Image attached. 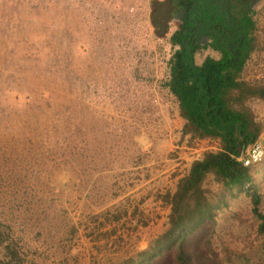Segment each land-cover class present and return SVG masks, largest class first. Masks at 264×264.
<instances>
[{
  "label": "rangeland",
  "instance_id": "374dc122",
  "mask_svg": "<svg viewBox=\"0 0 264 264\" xmlns=\"http://www.w3.org/2000/svg\"><path fill=\"white\" fill-rule=\"evenodd\" d=\"M153 4L0 0V264L121 263L167 229V198L218 150L137 77L170 36L152 25ZM249 10L256 45L240 77L264 86V0ZM205 55L217 58L199 50L195 62ZM245 105L264 150V100ZM249 168L264 214V156ZM202 186L225 205L186 237L187 264H264L249 196L212 174Z\"/></svg>",
  "mask_w": 264,
  "mask_h": 264
},
{
  "label": "trees",
  "instance_id": "16d2710c",
  "mask_svg": "<svg viewBox=\"0 0 264 264\" xmlns=\"http://www.w3.org/2000/svg\"><path fill=\"white\" fill-rule=\"evenodd\" d=\"M151 21L158 34L165 31V23L155 12H152ZM237 29L239 38L233 50L212 43L221 51V56H206L199 64L193 56L196 46L188 48L181 29L169 36L170 43L177 48L169 61L167 86L177 99L179 114L185 120V126L199 138L215 139L219 148L192 161L176 191L167 198L170 205L167 229L146 249L119 264H151L169 249H173L174 264H187L186 237L201 223L213 219L216 211L225 205L223 195L216 199L207 195L202 186L207 174H212L224 189H234L249 196L251 212L259 221L257 228L264 248V214L258 208L261 196L253 185L250 168L236 159L242 149L257 140L260 131L245 101L250 98L264 100L263 85L240 77L242 66L256 45L250 14L244 12L239 17Z\"/></svg>",
  "mask_w": 264,
  "mask_h": 264
},
{
  "label": "flooded vegetation",
  "instance_id": "af4514ba",
  "mask_svg": "<svg viewBox=\"0 0 264 264\" xmlns=\"http://www.w3.org/2000/svg\"><path fill=\"white\" fill-rule=\"evenodd\" d=\"M256 0H160L153 12L161 22L176 24L175 32L182 30V39L189 49L195 47L193 56L199 50H212L221 56V51L212 43L233 50L237 45V23ZM183 27V28H182ZM166 30V29H165ZM171 33V34H172ZM170 34V35H171ZM235 53V51H233ZM210 55H205L203 58Z\"/></svg>",
  "mask_w": 264,
  "mask_h": 264
},
{
  "label": "built area",
  "instance_id": "2783aa9c",
  "mask_svg": "<svg viewBox=\"0 0 264 264\" xmlns=\"http://www.w3.org/2000/svg\"><path fill=\"white\" fill-rule=\"evenodd\" d=\"M159 39L160 38H157L161 43ZM160 48L148 47L146 52L148 53L151 51L153 64L149 66L147 70H139L137 77L138 79H143V82H145L144 88L149 92L147 98L152 104H170L172 101H175L178 105L176 97L167 86L169 79V61L177 45H172L169 38H166L165 43L161 44ZM137 59H140V56H138ZM263 156V147L258 140H255L242 149L236 159L240 161L243 166L250 167L259 163Z\"/></svg>",
  "mask_w": 264,
  "mask_h": 264
},
{
  "label": "crops",
  "instance_id": "0c3cea01",
  "mask_svg": "<svg viewBox=\"0 0 264 264\" xmlns=\"http://www.w3.org/2000/svg\"><path fill=\"white\" fill-rule=\"evenodd\" d=\"M154 2H159L160 0H153ZM174 23V25L172 24V23H170V22H166V30L165 31H167V29L169 30V35L172 33V31L174 30V29H176V24H175V22H173ZM136 34V33H135ZM134 38V37H133ZM195 56V55H194ZM204 58H202L198 63H196V64H199V63H201L202 62V60H203ZM195 61V60H194Z\"/></svg>",
  "mask_w": 264,
  "mask_h": 264
}]
</instances>
